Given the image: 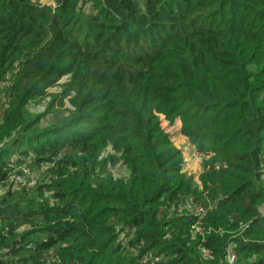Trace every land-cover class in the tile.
<instances>
[{
	"label": "trees",
	"instance_id": "16d2710c",
	"mask_svg": "<svg viewBox=\"0 0 264 264\" xmlns=\"http://www.w3.org/2000/svg\"><path fill=\"white\" fill-rule=\"evenodd\" d=\"M53 2L0 0V264H264V0Z\"/></svg>",
	"mask_w": 264,
	"mask_h": 264
},
{
	"label": "rangeland",
	"instance_id": "374dc122",
	"mask_svg": "<svg viewBox=\"0 0 264 264\" xmlns=\"http://www.w3.org/2000/svg\"><path fill=\"white\" fill-rule=\"evenodd\" d=\"M32 1H38L42 4L54 5L53 0H32ZM7 86H8L7 83H4L1 85L2 88L4 87L6 88ZM56 91L57 90L49 89L48 93H55ZM50 98L51 97L48 96L47 99H50ZM1 99H2V95H0V101ZM29 107L35 113H42L46 110L47 103L46 101H43L40 103H31ZM0 113H1V108H0ZM47 119L48 118L42 119V124L44 126L49 124ZM161 126L168 133H170V138L173 141L174 145H176L178 148L182 150L183 157H184L183 170H185L188 174H193L196 178L197 175L202 170L201 168L202 155L197 153V151L195 150V147L189 142V140L185 136H183L180 133V121H176L173 125H168L166 121L162 120ZM23 163L26 164L24 165V167L30 169L35 174L34 176L29 175L26 178V181L29 185H33L34 183H40L42 180L47 179V177L44 175L47 169L46 165H36L32 160H30V158L26 159V161ZM185 205H190V202L186 201ZM180 208H182V205L180 206ZM260 210L262 211L264 210V205L260 208ZM133 253H135L134 250H133Z\"/></svg>",
	"mask_w": 264,
	"mask_h": 264
},
{
	"label": "built area",
	"instance_id": "2783aa9c",
	"mask_svg": "<svg viewBox=\"0 0 264 264\" xmlns=\"http://www.w3.org/2000/svg\"><path fill=\"white\" fill-rule=\"evenodd\" d=\"M32 175L34 176L35 174L28 168L24 167V165H18L14 168V170L11 172V174L8 177V182L11 184L12 187H16L19 185H22L24 183H26V178ZM190 202V205H185L183 204L182 207H184L187 210H190L191 212L198 214V216L201 218H203L204 213H205V209H203L200 206H194L192 204L191 199L187 200ZM190 208V209H188ZM200 221H197L196 224H194L191 227V234L193 236H195L198 233H201V228H200ZM205 253L208 254L209 251L205 250ZM237 259L236 253L233 250V248L231 246H229L226 249V261L229 264H233ZM142 261L145 263H149V264H159L160 261V257H157L155 255H153L151 252L146 253V255L143 257Z\"/></svg>",
	"mask_w": 264,
	"mask_h": 264
}]
</instances>
